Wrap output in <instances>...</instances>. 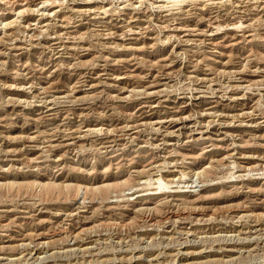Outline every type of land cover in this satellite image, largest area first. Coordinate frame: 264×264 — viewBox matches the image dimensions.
<instances>
[{"label":"rangeland","instance_id":"obj_1","mask_svg":"<svg viewBox=\"0 0 264 264\" xmlns=\"http://www.w3.org/2000/svg\"><path fill=\"white\" fill-rule=\"evenodd\" d=\"M0 264H264V0H0Z\"/></svg>","mask_w":264,"mask_h":264}]
</instances>
